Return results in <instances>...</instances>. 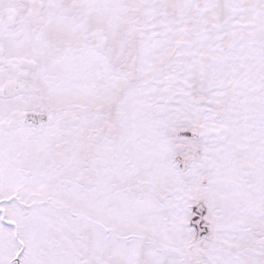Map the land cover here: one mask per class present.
Instances as JSON below:
<instances>
[{"label": "snow or ice", "instance_id": "1", "mask_svg": "<svg viewBox=\"0 0 264 264\" xmlns=\"http://www.w3.org/2000/svg\"><path fill=\"white\" fill-rule=\"evenodd\" d=\"M0 264H264V0H0Z\"/></svg>", "mask_w": 264, "mask_h": 264}]
</instances>
